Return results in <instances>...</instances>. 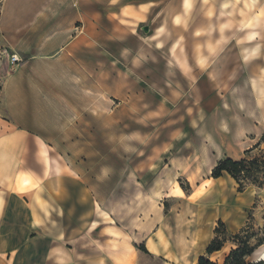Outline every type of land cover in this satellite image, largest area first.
<instances>
[{"label": "rangeland", "instance_id": "rangeland-1", "mask_svg": "<svg viewBox=\"0 0 264 264\" xmlns=\"http://www.w3.org/2000/svg\"><path fill=\"white\" fill-rule=\"evenodd\" d=\"M71 3V36H79L78 42L21 71L13 91L7 76L13 72L9 58L14 52L3 51L0 115L8 116L7 94L14 93L13 110L22 125L44 136L92 191L94 225L109 219V213L110 225L133 227L165 204L167 212L181 213L183 203L171 198L176 194L173 176L187 190L184 203L213 193L215 188L205 186L208 177L197 176L194 161L206 135L217 136L223 156L233 155L229 143L240 151L233 158L243 156L231 136L220 138V127L225 118L232 128L236 117L246 124L256 120L238 109L234 86L249 108L261 111L264 60L259 51L253 59L245 51L260 47L257 42L264 39V0ZM225 35L231 43L221 44ZM252 35L256 38L249 44ZM17 84L26 87L25 100L17 98ZM207 144L214 166L213 145ZM222 181L232 196L252 198L245 225L251 214L250 226L263 227L264 187L238 192L235 181ZM261 256L264 245L249 261L263 260Z\"/></svg>", "mask_w": 264, "mask_h": 264}, {"label": "crops", "instance_id": "crops-1", "mask_svg": "<svg viewBox=\"0 0 264 264\" xmlns=\"http://www.w3.org/2000/svg\"><path fill=\"white\" fill-rule=\"evenodd\" d=\"M231 7L226 8L230 11ZM74 13L71 0H1L0 53L12 50L21 58L7 76L10 91L21 71L47 62L78 42L79 36H71ZM224 37L221 44L232 42L230 37ZM255 38L252 35L248 43H254ZM257 43L260 47H247L245 55L253 59L259 51L264 60V39ZM6 64L9 65L7 61ZM261 70L264 75V64ZM15 87L14 91L20 93L17 98L25 100L26 87ZM239 92V86L231 88L238 109L256 120L246 124L236 117L232 128L228 119H222L220 138L231 136L244 153L264 134V82L259 113L247 106ZM11 94H7L8 116L0 115V264H198L214 238L219 220L229 233H236L245 225L252 198L232 196L222 185L225 178L232 179L228 174L216 179L210 176L214 162L208 140L216 161L224 151L216 143L215 135H206L208 140L201 144L194 161L197 176L208 177L205 186L215 188L213 193L199 198L189 194L187 197L192 199L184 203L186 194L173 176L176 194L171 198L183 203L181 213L174 215L158 206L145 221L132 223L133 227L121 222L110 225L109 213V219L102 218L98 222L101 225H94L92 191L55 154L44 136L22 125L13 110L17 106L16 96ZM223 104L229 107L227 101ZM226 146L232 157L239 154L231 143ZM195 178L190 176L191 181ZM95 229H101L99 236H94ZM141 244L148 252L138 248ZM232 247L227 242L210 258L222 263Z\"/></svg>", "mask_w": 264, "mask_h": 264}, {"label": "trees", "instance_id": "trees-1", "mask_svg": "<svg viewBox=\"0 0 264 264\" xmlns=\"http://www.w3.org/2000/svg\"><path fill=\"white\" fill-rule=\"evenodd\" d=\"M263 141L264 134L255 145L244 151L241 158L221 157L213 166L210 176L216 179L228 174L236 182L238 192H244L249 186L263 188L264 149L261 148ZM256 150L258 152L253 154ZM181 186L184 191H187L183 185ZM165 212H167L166 204ZM248 218L247 224L236 233H229L225 223L219 220L214 230V238L207 246L205 253L199 257L198 264H264V260L249 261V257L264 245V226L255 230L249 222L252 215L250 214ZM227 242L232 243L233 247L224 261L218 263L212 260L210 255L221 250ZM138 248L148 252L144 244L139 245Z\"/></svg>", "mask_w": 264, "mask_h": 264}, {"label": "built area", "instance_id": "built-area-1", "mask_svg": "<svg viewBox=\"0 0 264 264\" xmlns=\"http://www.w3.org/2000/svg\"><path fill=\"white\" fill-rule=\"evenodd\" d=\"M9 61L12 65H17L18 63L21 62V58H20L19 54L13 53L10 55Z\"/></svg>", "mask_w": 264, "mask_h": 264}, {"label": "water", "instance_id": "water-1", "mask_svg": "<svg viewBox=\"0 0 264 264\" xmlns=\"http://www.w3.org/2000/svg\"><path fill=\"white\" fill-rule=\"evenodd\" d=\"M145 30H147V27H145Z\"/></svg>", "mask_w": 264, "mask_h": 264}]
</instances>
